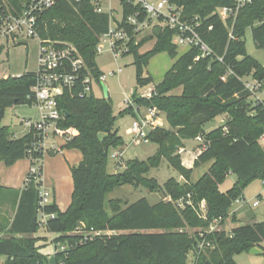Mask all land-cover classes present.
Wrapping results in <instances>:
<instances>
[{
  "label": "trees",
  "instance_id": "16d2710c",
  "mask_svg": "<svg viewBox=\"0 0 264 264\" xmlns=\"http://www.w3.org/2000/svg\"><path fill=\"white\" fill-rule=\"evenodd\" d=\"M5 1L19 10L27 0ZM170 1L183 6L186 17L200 16V33L211 54L196 60L201 53L198 47L178 54L172 43L173 31L167 28L158 36L153 31L137 42L131 39L129 52L134 54L138 87L151 82V77L144 75V68L154 55L166 52L174 59L149 97L140 96L137 89L131 96L137 106L162 111L170 129H150L147 138L156 144L155 153L144 160L125 162L116 173L107 171L108 155L124 142L114 128L116 116L110 98L78 96L82 89L80 81L64 88L57 97L61 118L56 126L62 136L69 138L61 148H76L81 153L78 163L70 166L73 190L64 211L53 200L39 205L44 153L54 155L57 151L38 148L40 136L35 129L17 137L1 122L7 108L35 104L31 88L36 83V72L0 75V161L9 166L28 158L31 165H38L36 173H27L21 189L0 185V199L11 200L14 207L12 217L0 221L3 264H46L47 255L41 252L36 235L40 227L54 234L53 243L67 245L54 255L56 264H187L190 253L194 255L193 264H237L234 256L242 251L255 246L264 251V221L241 223L229 231L206 230L214 218L221 217L223 223L230 216L236 222L230 213L233 202L243 198V189L252 179H264V145L259 143L264 131V98L253 101L242 81L251 76L264 90V65L247 54L244 41L245 30L250 28L255 47L264 50V0H251L239 10L234 23L228 20V25H233V38L215 12L218 7L232 6V0ZM122 4L124 14L133 12L131 4ZM107 27L108 15L96 12L90 0H60L39 14L37 32L42 40L75 47L86 69L99 81L101 72L95 63V48ZM145 39H154V44L140 53L138 49ZM85 72L82 70L80 77ZM179 88L180 92L175 93ZM127 113L136 116L132 104L119 115ZM224 113L228 115L224 124L205 135L192 167H185L177 153L184 141L197 137L205 123ZM163 158L182 180L169 178L160 185L147 177L150 168ZM207 162V171L191 181L192 170ZM229 173L237 179L222 192L219 185ZM125 184L143 186L150 192L161 191L163 199L153 204L145 197L130 204L121 199H106L107 193ZM180 198L184 199L183 207L172 202ZM202 200L206 204V218L197 213ZM41 213L53 216L41 223ZM187 227L195 230L189 232ZM91 229L113 233L85 239L83 231ZM201 241L204 244L199 251Z\"/></svg>",
  "mask_w": 264,
  "mask_h": 264
},
{
  "label": "built area",
  "instance_id": "2783aa9c",
  "mask_svg": "<svg viewBox=\"0 0 264 264\" xmlns=\"http://www.w3.org/2000/svg\"><path fill=\"white\" fill-rule=\"evenodd\" d=\"M60 0H27L17 10L14 6L9 5L5 0L1 4L0 10V37L12 42L25 41L28 39H37L39 42V51L37 59L36 83L31 88L34 92L35 104L40 109V119L35 122L26 121L30 129L33 128L39 132L40 140L37 147L42 149L59 150L56 144L47 146V139L52 134L61 135L56 126L57 121L61 118V112L57 106V97L61 95L64 88L72 87L76 82L80 81L82 89L78 96H88L93 93V84L96 82L95 77L85 67V63L79 52L70 44H59L49 40H42L38 36V16L39 14ZM94 6V10L98 13H106L108 15V27L98 37L96 44V53L108 52L114 59L124 53L130 51L129 43L132 38L138 35L152 34L156 27H160V32L167 28L173 31L172 43L177 47L186 49L198 47L201 51L200 55L195 57H204L211 54V49L203 40L200 29L202 20L199 15L186 17L183 6L177 5L170 0H107V6L102 3L105 0H90ZM122 1H126L133 7V12L124 14ZM232 6H223L216 9V14L222 20L229 31V37L232 36L233 25H228V20H234L239 10L251 0H232ZM128 27L131 29L129 32ZM209 29L211 27H208ZM221 60V58H219ZM82 70L86 71L83 73ZM120 68L118 69V71ZM100 79V78H99ZM245 87L249 90L251 98L255 101H261L264 98V90L261 89V83L253 79L251 76L242 78ZM150 96V93L147 97ZM127 101L130 100L127 98ZM149 108L146 116H140L137 106V116L132 121L127 132L132 136L131 139L135 143L149 142L147 134L150 129L155 127V119L157 118V110ZM64 137V136H62ZM65 140L69 136L64 137ZM197 141L202 142L201 137H196ZM259 143L264 145V131L259 138ZM201 151L196 148L195 155ZM184 148H180L178 153H184ZM122 152H114V158H121ZM121 160V159H120ZM119 160V161H120ZM38 165H31L30 173H36ZM39 176V174H38ZM38 179V178H37ZM39 180V179H38ZM41 184L39 187V205L42 207L51 202V192L43 186L42 175L40 177ZM243 198L235 201L239 202V206ZM258 200L252 203L256 206ZM183 205V203H182ZM200 216L206 218V204L202 200L199 203ZM53 214H40V221L43 223L46 217H52ZM229 218V217H228ZM226 218V219H228ZM222 218H214L210 221L208 232L219 230ZM84 232V238L91 239L94 236L104 234L105 231L87 230ZM203 235V233H201ZM204 242L198 243V250L203 247ZM67 248L65 243H54V255ZM3 258L4 257H0ZM3 264V263H0ZM46 264H49L48 262ZM56 264V263H55ZM62 264V263H60Z\"/></svg>",
  "mask_w": 264,
  "mask_h": 264
},
{
  "label": "rangeland",
  "instance_id": "374dc122",
  "mask_svg": "<svg viewBox=\"0 0 264 264\" xmlns=\"http://www.w3.org/2000/svg\"><path fill=\"white\" fill-rule=\"evenodd\" d=\"M107 0H105L102 5L107 6ZM144 34L138 35L136 42L144 39ZM245 50L247 54L256 59L261 65H264V50L256 48L251 36V29L246 28L245 35ZM154 44V39H145L142 45L139 47L138 52L142 53L149 50ZM0 46L2 50L0 51V75H10L17 76L25 72H33L36 70V62L38 57V47L39 42L37 39H28L25 41L12 42L7 41L5 38L0 37ZM184 50L183 47H177V52ZM95 63L101 72L99 81L93 84V93L95 97H103V86H105L109 92V98L112 105V113L116 116L114 122V128L118 130V134L121 135L124 145L118 148H113L110 150L107 160V171L109 173H116L122 169V165L132 159L144 160L155 153L156 144L153 142H139L135 143L131 139V135L127 132V129L131 126L132 121L135 117L132 113H127L122 116L119 115L121 111L126 109L129 104H132V109L137 114V105L132 102V93L137 89V94L143 97H147L151 93L154 85L159 84L164 77L165 72L172 65V59L166 52H159L154 55L148 62L147 66L144 68V75H149L151 77V82L147 85L138 87L136 84V68L134 65V54L132 52L124 53L118 58L114 59L112 55L108 52L98 53L95 56ZM120 70L118 71V69ZM7 77V76H6ZM174 92V91H173ZM180 88L175 90V93H179ZM127 98L130 100L127 101ZM255 101L254 98H252ZM140 116H146L149 113V108L144 105H139ZM226 113L215 117L214 119L208 121L202 126V133L198 134L197 137H201L204 141L205 135L211 131L222 126L226 120ZM228 116V115H227ZM10 110L5 112L4 121L11 120ZM155 125L163 127L165 129H170L165 114L162 111L157 110V118L155 119ZM73 132V131H72ZM65 138L62 135L55 136L52 134L48 137L46 143L47 146L54 144L55 142H62ZM186 148H192L194 150L193 155H195L196 148L202 142L197 141L196 137L193 139L185 140ZM64 145V143H63ZM196 145V146H195ZM195 146V147H194ZM72 151H76L79 155V151L76 148H65ZM179 151V150H178ZM177 151V153H178ZM114 152H122L121 158H114ZM58 155L60 153H55L54 155L48 154L47 151L44 153L43 160L46 157L52 158V156ZM182 162V155L178 153ZM184 157V155H183ZM121 159V160H120ZM42 160V175L49 171V167ZM120 160V161H119ZM45 161V160H44ZM71 161V160H70ZM72 162V161H71ZM78 163V160L76 161ZM121 164L120 166L117 164ZM209 162L203 163L192 170L191 181L197 180L209 167ZM116 165V166H115ZM147 177L154 178L158 184L162 185L169 178H174L178 181L182 180L181 175L169 165L165 158L161 159L156 167L150 168L147 173ZM71 178L69 170V179ZM236 175L229 173L227 174L224 181L219 185V190L224 192L230 189L234 182L236 181ZM161 191L150 192L143 186L133 187L130 185H121L115 187L112 191L106 194V199L115 198L121 199L123 202L132 203L141 197H145L151 204L159 201L162 198ZM242 204L239 206V202L234 201L232 208L235 207H245V212L239 215L238 224L245 222L264 221V179L254 178L252 179L246 187L243 189ZM258 200L256 206H252V203ZM11 201V200H10ZM9 200L0 199V221L4 217L8 219L12 217L14 207L11 205ZM179 207H183V198L173 201ZM199 205V204H198ZM197 213L200 216L201 212L199 208ZM232 214V213H231ZM245 216V217H244ZM201 217V216H200ZM230 217V216H229ZM244 217V218H243ZM204 218V217H201ZM228 219H225L218 227L225 228L228 224ZM233 223H229L227 226H231ZM210 226V223H209ZM209 226L206 230L209 229ZM187 231L192 232L194 228H186ZM112 231H105L104 234L110 235ZM36 235L39 237L38 244L41 245V252L47 255V262L49 264H55L54 262V243L51 241L53 236L47 232H44L43 227H40ZM46 235V236H44ZM198 250V248H197ZM194 255L192 253L188 256L187 264H193ZM234 260L237 264H264V254H252L249 251H242L234 256ZM0 263H3V258H1ZM60 264V263H59Z\"/></svg>",
  "mask_w": 264,
  "mask_h": 264
},
{
  "label": "crops",
  "instance_id": "0c3cea01",
  "mask_svg": "<svg viewBox=\"0 0 264 264\" xmlns=\"http://www.w3.org/2000/svg\"><path fill=\"white\" fill-rule=\"evenodd\" d=\"M186 50L187 49L184 48V50L178 52V54H181ZM38 51H39V47H38ZM173 61L174 59H172V63ZM36 70H37V64H36ZM36 70H34L33 72H36ZM2 76L6 77L9 75L4 74ZM8 110H10V115L12 116L11 120L5 122L3 117L1 122L3 125L8 126L10 130L13 132V134L17 137L26 134L30 130V127L28 124H26V121H30L32 123L40 119V109L36 104L13 105L7 108L5 112H7ZM63 143H65L64 139L62 142L54 143L57 145V147H59V150L56 153H60V154L58 155L56 154L55 156H52V158L46 157L44 159L45 161L43 160V162H45L49 167V171H47L46 174L43 173L42 175L43 186L46 187L51 192V199L56 203L57 207L61 211H64L67 208L71 200L73 181H72V177L69 179L70 166L76 164V161L77 160L79 161L81 159V153L79 150H78L79 151V155H78L76 151L61 148ZM186 147L187 145L184 142V146L182 148H184L185 152L182 153L184 155V157L183 155L181 157L182 164L185 167L190 168L193 165L194 150L192 148H186ZM30 168H31V162L28 158L19 159L9 166H6L3 161H0V185L7 189H21L23 187L25 177L29 172ZM245 209H246L245 207L239 208L238 206L232 208L231 206L230 213L234 214L235 219L239 221V219H242L239 217V215L243 212H245L246 214ZM237 221L233 222L229 217L228 222L229 223L232 222L233 224L228 227L227 226L229 224L228 223L226 224V227L223 229L229 231L232 227L238 225ZM49 234L54 237V234L52 233Z\"/></svg>",
  "mask_w": 264,
  "mask_h": 264
},
{
  "label": "water",
  "instance_id": "95a60500",
  "mask_svg": "<svg viewBox=\"0 0 264 264\" xmlns=\"http://www.w3.org/2000/svg\"><path fill=\"white\" fill-rule=\"evenodd\" d=\"M159 33H160V27H156L154 29V34L156 36H158ZM103 92H104V97H109V92H108V90H107V88L105 86H103ZM249 252L252 253V254H263L264 253V251L261 248L256 247V246L255 247H251L249 249Z\"/></svg>",
  "mask_w": 264,
  "mask_h": 264
}]
</instances>
